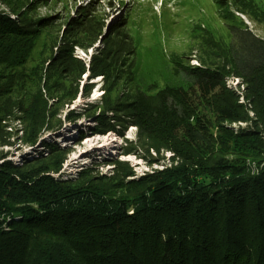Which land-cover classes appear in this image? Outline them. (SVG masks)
<instances>
[{
	"label": "trees",
	"instance_id": "1",
	"mask_svg": "<svg viewBox=\"0 0 264 264\" xmlns=\"http://www.w3.org/2000/svg\"><path fill=\"white\" fill-rule=\"evenodd\" d=\"M94 7L80 6L68 22L93 42L107 26ZM0 19L11 26L0 37L12 35L0 40V66L9 68L4 79L14 87L25 75L22 38L31 22ZM102 45L92 56V75L131 81V36L111 24ZM56 47L51 65L71 72V41ZM228 52L218 66L184 67L186 86L136 87L108 106L148 137L150 147L159 133L174 155L168 167L136 182L125 181L130 169L114 159L115 175L125 181L119 187L133 184V194L112 195L113 182L89 173L75 181L54 177L51 160L2 163L0 264H264V40L233 30ZM227 73L240 78L242 92L226 84ZM9 101L0 102L1 145L8 144L4 120L26 108L18 97Z\"/></svg>",
	"mask_w": 264,
	"mask_h": 264
},
{
	"label": "rangeland",
	"instance_id": "2",
	"mask_svg": "<svg viewBox=\"0 0 264 264\" xmlns=\"http://www.w3.org/2000/svg\"><path fill=\"white\" fill-rule=\"evenodd\" d=\"M87 4L95 5L96 17L107 26H122L131 36V81L123 77L109 82L108 77L92 75L91 59L103 48L107 26L94 42L68 28L76 11ZM0 14L31 22V31L22 38L27 43L22 83L12 87L4 79L11 71L0 66V102L8 96L9 105L18 97L26 107L25 113L15 112L4 120L2 135L8 144L0 143V165L51 160L58 167L51 172L54 177H105L108 184L114 183L111 194L123 198L134 192L133 184L120 188L123 182H136L168 167L174 155L159 133L153 137L156 150L133 123L122 115L113 117L108 106L127 99L136 87L151 92L164 85L186 86L184 67L226 61L233 30L247 29L264 40V0H0ZM48 18L43 26L37 22ZM1 20V31L11 28ZM3 35L1 42L12 37ZM65 39L71 41L69 52L76 64L69 73L50 62ZM226 84L244 89L231 73ZM240 101L245 102L243 96ZM249 116L254 117L253 112ZM238 124L245 125H230ZM114 159L127 163L131 174L125 181L115 175ZM248 165L253 169L254 162Z\"/></svg>",
	"mask_w": 264,
	"mask_h": 264
}]
</instances>
